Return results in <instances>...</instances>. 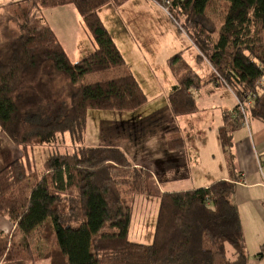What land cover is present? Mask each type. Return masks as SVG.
I'll list each match as a JSON object with an SVG mask.
<instances>
[{"label": "trees", "instance_id": "1", "mask_svg": "<svg viewBox=\"0 0 264 264\" xmlns=\"http://www.w3.org/2000/svg\"><path fill=\"white\" fill-rule=\"evenodd\" d=\"M111 1L29 0L17 12L0 14V130L21 151L0 169V216L15 226L11 235L0 231V264H248L241 216L233 201L236 182L161 192L149 169L132 164L119 147L84 144L91 110L131 112L148 101L100 17L99 9ZM153 1L167 8L191 41L196 61L210 67L208 77L196 73L184 50L166 60L176 77L166 95L172 116L196 113L194 92L216 81L235 97L254 94L248 113L264 122V86L259 85L264 77V0ZM216 2L226 5L220 18L208 9ZM67 4L79 11L95 45L73 62L42 13ZM47 62L66 81L60 104L66 110L53 117L37 89ZM108 70L118 72L108 80L85 81L87 75ZM232 111L224 113L219 127L222 149L230 159L233 131L243 125ZM65 133L70 147L64 153L50 152L38 167L33 149L55 146ZM184 145L180 136L168 139L169 150ZM137 195L160 199L148 244L129 238ZM38 230L39 249L29 255V236ZM263 253L264 247L259 256Z\"/></svg>", "mask_w": 264, "mask_h": 264}, {"label": "rangeland", "instance_id": "2", "mask_svg": "<svg viewBox=\"0 0 264 264\" xmlns=\"http://www.w3.org/2000/svg\"><path fill=\"white\" fill-rule=\"evenodd\" d=\"M25 1L26 0H0V14H3L4 12L14 13L15 11H19L20 9L28 5L27 1L29 2V0H27L26 2ZM115 2L116 0H112L111 3H108L101 8V10H103V20L106 21L110 32H112L116 40H118L121 44L123 53L125 54V56H123L126 60V65L133 72H135L137 76H139L140 83L142 84V86H144V89L148 96V101L139 110L131 112H119L113 110H91L88 114L89 121L87 120L89 122L88 131L90 133V135H88L87 142L92 141L93 136H91V134L93 135L94 131L102 125L99 120L103 121L105 127L112 126L113 120H142L143 127L138 131L132 132L131 134V136H134L136 138L140 135L137 139L139 147L137 154H141L140 150L143 149L144 146L148 145L146 144L147 136H149L150 139L154 138L155 133L156 135H158L157 129H159V127L161 126L173 127V124L169 123L170 119H167L166 115L162 114L163 111H161V109L164 110L163 107L167 102L165 90H163L164 86H170V84L172 83L174 85L176 82V79L169 71L168 63H166L167 58L172 56L175 52L184 50V58L186 62L190 64V66L196 73L205 76L210 71V67L206 63H199L196 61L197 51H195V49L191 46V41L188 40L185 33L183 34L178 29L177 24L173 19L169 17L168 13L166 12L165 8L162 7V5H157L153 0H129L125 5H122L120 7H117L119 6L117 5L116 7H114ZM152 7H154L155 9H153ZM208 9L210 13L220 18L226 10V5L216 2L215 5H210ZM64 11L65 9L61 6L60 8H49V10L47 9L42 11L46 22L48 21L47 23L51 24L56 29L58 34L60 33L63 26L66 27V24L64 22L62 23L61 21H59L61 14L68 15V12ZM132 23H138V25L143 27V31L145 32V34L147 33V36H142L146 43L142 42L141 39H139L140 34L136 33L137 31L132 30ZM11 30L13 33L17 32V28L15 27V25L11 24ZM135 41L138 42V44H136ZM145 59L147 60V62L145 61ZM147 64H150V66L153 67L151 74L148 73L150 69ZM128 67H126V70H129ZM42 69L43 72L40 78V82L37 85V89L48 105V113L53 117L66 110V105H60L66 92V81L64 79H61V77L56 73L55 69L53 68L52 62L45 63ZM118 70L96 72V74L87 75L85 77V81L87 83H91L96 81L108 80L109 78H113ZM122 70L124 71V69ZM146 81L150 83V85L146 84ZM150 86H152V88ZM229 92H231L230 89ZM204 93L205 90L201 89L199 91V94H197V100L199 101V103L201 99L205 98L206 100H208L209 97L211 98L210 100L212 102H217L216 98H214V95H205L203 97ZM232 96V100L235 101L236 105V97L234 95ZM212 107L213 106L209 105V112L202 110L200 112L198 111V113L196 114H193L192 117H187L188 119H190L189 121H191V125L193 127L188 128V124H186L187 128H184V130L181 131V134H183L185 140L188 141V144L190 141H192L193 143L195 141L198 146L205 145L206 149L213 145L214 132L216 133L217 131L215 127L218 123V118L215 117V113L217 110ZM158 111H160L159 114L162 115L160 116V120L154 121V123L150 124V115H152V117L154 118L155 114ZM208 116L210 117V122L207 120ZM109 120H111L112 122L110 123ZM180 125H185V121H178L176 127ZM209 127H211L212 129L209 130ZM64 135V141L55 143V146L44 144L43 146H36L33 149L34 157L36 158L38 167H40L44 163L46 156L50 152L58 150L61 153H64L67 149L66 146L70 147V135L68 133H65ZM3 136L9 139L5 134ZM9 141V145H15L11 139H9ZM130 143H132L131 145L135 144L133 138ZM68 150H71V148ZM148 150L150 151V149ZM209 151L210 152H208L207 154H205V152H202L201 162L205 167L210 165V155L214 153L212 149ZM8 152L9 148L7 147V145H4V138L0 137V159L5 158ZM135 158L138 162H145V160L147 159L143 155H136L134 153L132 158L129 159L133 162L136 161ZM0 163L2 164L1 161ZM204 170V167H202L201 172ZM149 171L151 170L149 169ZM163 176H180L179 180H160V182H162L166 186L169 182L174 184V187H172L174 189L186 188L187 186H190L189 182H186V180L184 179L185 169L178 168L175 169V171L171 172L170 175L165 173L163 174ZM160 182L158 181V183ZM177 184H179V186H176ZM192 185L200 187L199 185L201 184L194 183ZM159 202V197L156 198L154 196L147 195L135 196V201L133 204L134 212L131 218L132 223L129 229L130 240L145 244L152 242L155 232L154 227L156 223V217L159 210ZM61 209L64 211V205L61 206ZM3 218L5 219L7 217L0 216V229L3 228L1 225L2 221H4ZM41 230H38V232H36V234L34 235L35 238L33 236V249H29V255L37 253L39 249V235L41 233ZM227 250V255L232 258L233 250L229 245L227 246ZM249 264H252V262H250Z\"/></svg>", "mask_w": 264, "mask_h": 264}, {"label": "crops", "instance_id": "3", "mask_svg": "<svg viewBox=\"0 0 264 264\" xmlns=\"http://www.w3.org/2000/svg\"><path fill=\"white\" fill-rule=\"evenodd\" d=\"M128 1L129 0H126L121 4L115 2L114 7L117 5H119L117 7L125 5ZM60 6L63 7L66 12H68V15L61 14L59 20L62 23L64 22L66 27L63 26L60 33L58 34L56 29L51 24L50 26L57 35L60 44L63 45L70 60L72 62L80 60L84 58L86 54L94 51L95 45L92 43L86 26L84 22H82L81 16L76 7L73 4ZM60 6L58 8H60ZM152 8L155 9L154 7ZM99 10L100 17L102 21H104L102 13L103 10H101V8ZM104 23L110 32L106 21H104ZM132 30L137 31L136 33L140 34L139 39L146 43L143 37L147 36V33L145 34L142 26L138 25V23H132ZM110 33L114 42L118 45L121 53L125 56L121 44L118 40H116L112 32ZM136 44H138V42H136ZM145 61L147 62L146 59ZM147 65L150 69L148 73L151 74L153 67H151L150 64ZM128 69L133 73L134 76H136L140 86L144 89V86H142L140 83L139 76H137L135 72H133L129 67ZM209 74L210 72H208V74L205 76L201 74L200 75L208 77ZM172 75L176 79L175 75ZM146 84L150 85L148 82ZM173 86H175L173 83L170 84V86H164L163 90H165V95H167V92ZM150 87L152 88V86ZM203 89L205 90L203 97L205 95H214V98L217 100L216 103L212 102L210 100L211 98L209 97L208 100L205 98L201 99L199 103L197 100V94H199L200 90L194 92L197 100V106L199 107V112L202 110L209 112V105L213 106L212 108L217 110L215 113V117L218 118V123L215 127L217 131L216 133L214 132L213 145L208 147V149H206L205 145L198 146L195 141L194 143L190 141L192 143L189 142L188 144V141L185 140L183 134H181V131L184 130V128H187L186 124H188V128L193 127L191 125V121H189L190 119L187 118L188 116L192 117L193 114L173 117L170 108H168V101L163 107L164 110L161 109V111H163L162 114H165L167 119H170L169 123L173 124V127L161 126L159 129H157L158 135L155 133L154 138L150 139V137L147 136L146 144L148 145L144 146V148L140 150L141 154H137L139 150L137 139L140 135L136 138L131 136V134L132 132L138 131L143 127L142 120H113V124L110 127H105L103 121L99 120L102 125L94 131L93 135L91 134V136H93L92 141L87 142L88 135H90L88 131V117L87 132L84 144L95 147L110 145L117 146L123 150L130 159L132 158L133 153L136 155L145 156L147 158L145 162H138L136 158V161L132 162L131 160V162L134 165L147 167L150 169V172L152 175H154V179L156 180V186L159 187L161 192H179L201 187H208L212 185L213 182L223 180L236 182L233 201L236 205H238L239 214L241 216L243 236L245 238V250L247 251L248 255V264L250 262H252V264H264V253L259 256L262 247H264V170H260L259 168L260 161L264 160V122L256 117H250L247 125H240L239 128L233 131V141L230 149L232 159H230V157H228V155H226L222 149L221 141L219 139V127H221V125L224 123V113H229L233 108L236 107L235 101L232 100V95L234 94L229 92V88H227L224 84L220 82L218 83L216 81L208 83V85ZM144 92L146 93L145 89ZM198 111L196 113H198ZM159 112L160 111L155 114L154 118L152 115H150V124L154 123V121L160 120V116L162 115H160ZM209 118L210 117L208 116V121L210 120ZM180 120L185 121V125L176 127L178 121ZM109 121L110 123L112 122L111 120ZM174 129L175 131H173ZM210 129L212 128L209 127V130ZM3 135V132L0 130V137L4 138V145H7L9 152L6 154L5 158L0 159L2 162V164L0 163V169L11 163V161L16 160L21 155L20 149L14 144V146L11 144L9 145V139ZM177 136H180L183 141H185L184 147L178 151L169 150L167 146L168 139L177 138ZM132 138L135 143L134 145H131L132 143H130ZM148 149H150V151ZM211 149L214 151V153L210 155V165L205 167L201 162L202 152L207 154ZM202 167H204L205 170L201 172ZM178 168L185 169L184 179L186 182H189L190 186H187L186 188L174 189L172 188L174 187V184L169 182L166 186L160 182L161 179L162 181L168 179H170V181L179 180L180 176H163L165 173L170 175L171 172ZM158 181L160 183H158ZM194 183L201 185H199L200 187L192 185ZM176 186H179V184ZM3 220L4 221H2L1 224L3 228L0 229V231H3L4 234L10 235L14 233L15 226H12V223L8 220V218H3ZM33 236L34 235L29 236V249H33L32 242L35 238V236L34 238Z\"/></svg>", "mask_w": 264, "mask_h": 264}, {"label": "built area", "instance_id": "4", "mask_svg": "<svg viewBox=\"0 0 264 264\" xmlns=\"http://www.w3.org/2000/svg\"><path fill=\"white\" fill-rule=\"evenodd\" d=\"M166 4L169 3L168 0H165ZM164 7V6H162ZM165 10L167 11V8L164 7ZM260 86H264V77L260 80V83H259ZM255 97V95H250L248 94L245 98H238L236 96V105H237V108L236 110H233L232 111V114L231 116H234V117H237V118H242V122L244 125H247L248 124V121H249V118H250V115L248 113L249 111V108L251 107L252 105V102H253V98ZM259 168L260 170H264V160L263 161H260L259 163Z\"/></svg>", "mask_w": 264, "mask_h": 264}]
</instances>
